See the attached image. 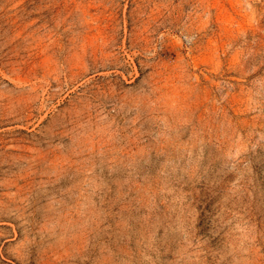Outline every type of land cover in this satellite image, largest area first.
Listing matches in <instances>:
<instances>
[{"label":"rangeland","instance_id":"obj_1","mask_svg":"<svg viewBox=\"0 0 264 264\" xmlns=\"http://www.w3.org/2000/svg\"><path fill=\"white\" fill-rule=\"evenodd\" d=\"M0 264H264V0H0Z\"/></svg>","mask_w":264,"mask_h":264}]
</instances>
